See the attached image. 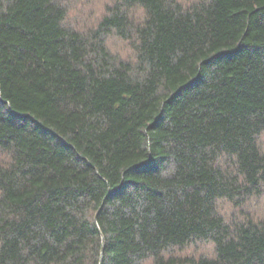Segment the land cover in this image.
<instances>
[{
	"label": "trees",
	"instance_id": "obj_1",
	"mask_svg": "<svg viewBox=\"0 0 264 264\" xmlns=\"http://www.w3.org/2000/svg\"><path fill=\"white\" fill-rule=\"evenodd\" d=\"M70 1L0 0V264H264V0Z\"/></svg>",
	"mask_w": 264,
	"mask_h": 264
},
{
	"label": "rangeland",
	"instance_id": "obj_2",
	"mask_svg": "<svg viewBox=\"0 0 264 264\" xmlns=\"http://www.w3.org/2000/svg\"><path fill=\"white\" fill-rule=\"evenodd\" d=\"M71 18L74 19L72 21H78L83 23V22H88L89 20H91V18L93 17L94 19L100 17L103 13H104V6L108 3V0H71ZM78 11V12H77ZM82 13L83 16L79 15V13ZM77 12V13H76ZM82 20V21H80ZM115 43V42H113ZM113 49L116 50H124V46L123 44L120 43L119 46H114L113 45ZM122 55H127V50H124L121 52ZM262 149L264 150V136L261 137L260 140ZM225 208L223 209V213L226 214H230L232 210V208L228 205H223ZM253 214H256V216H260L261 218L264 217V197L258 199V200H254L251 205H250ZM198 251L197 253H209L210 252V248L207 245L204 244H199V246L197 247Z\"/></svg>",
	"mask_w": 264,
	"mask_h": 264
},
{
	"label": "water",
	"instance_id": "obj_3",
	"mask_svg": "<svg viewBox=\"0 0 264 264\" xmlns=\"http://www.w3.org/2000/svg\"><path fill=\"white\" fill-rule=\"evenodd\" d=\"M96 222H97V217H96ZM103 243L105 244V240H103ZM102 252H104V247H103Z\"/></svg>",
	"mask_w": 264,
	"mask_h": 264
}]
</instances>
